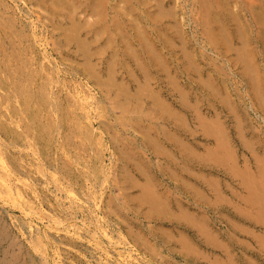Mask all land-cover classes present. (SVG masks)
I'll return each instance as SVG.
<instances>
[{"label": "rangeland", "instance_id": "rangeland-1", "mask_svg": "<svg viewBox=\"0 0 264 264\" xmlns=\"http://www.w3.org/2000/svg\"><path fill=\"white\" fill-rule=\"evenodd\" d=\"M263 1L225 2L224 5L232 7H229L234 18L230 22V31L234 36L230 34L237 41L229 46L218 41L213 43L216 47L207 36L212 22L205 23L206 14L201 13L203 10L200 12V3L196 0L193 4L192 0H174L171 6L180 10V13L176 11L179 13V19H175L177 22L167 18L156 25V29L158 27L164 33L162 36L170 37L168 44L173 48L169 51L168 44L161 46L158 38L157 49L167 55L165 59L170 66L173 64L172 76L180 79L174 81L163 67L157 66V70L155 66L152 68L153 79L147 85L144 76L147 71L139 68L134 59L131 60L133 57L127 52V47L123 49L125 54L119 53L116 58L117 65L112 66L114 70L110 60L115 58L109 59L111 51L97 55L95 49L87 47L94 38L90 41L85 39L83 32L64 17L59 22L55 16L42 10L50 8L48 10L53 12L56 6L49 3L44 8L33 0H0V264H221L223 261L222 264H264V199L261 210H255L244 200L243 203L249 189L245 191L242 189L245 186L239 185L241 179L231 171V161L227 166L222 165L219 157H210L208 152L216 151L220 144L219 141L216 143V136L220 138L226 132L230 147L236 152L239 169L243 171L244 165L248 164L251 167L249 172L254 175L261 168L264 170L261 165H264V96L255 97L248 90L242 71L244 64L240 61L243 50H248L249 54L254 52L253 59L259 60H256V67L260 76L263 71L261 82L264 84V46L261 39L264 36V24L261 23L264 21L255 18L260 12L264 17ZM216 8L209 13H223L221 8L218 11ZM256 9L257 12L254 11ZM232 12H235L234 17ZM78 17L84 20L83 14ZM245 17L248 22H245ZM242 23L252 28H249L251 40L247 46H242V37L238 35L237 26L242 27ZM140 24L136 21L134 25L144 27L146 22L142 20L143 26ZM259 29L261 34L257 33ZM165 30L168 33L163 32ZM149 31L150 37L156 38L152 30ZM66 34L71 36L66 38ZM138 34L139 38L136 37ZM173 34L176 35L174 38ZM141 35L142 29L132 28L127 36L123 38L121 34L118 39L127 41L128 46L145 57L146 53L140 47L142 40H138ZM129 36L131 39L136 37V40L126 38ZM187 36H191L190 41ZM179 37H182L181 42ZM241 46L243 50L239 49ZM176 54L178 62L174 60ZM172 58L173 62L169 60ZM124 61L128 63L124 64ZM174 61L179 63L178 69ZM182 67L188 68L189 72ZM115 71L116 81L109 77H115ZM210 76L216 79L214 85L222 89L219 94L204 81ZM123 86L125 88L121 92ZM142 86L143 91H140ZM158 92L163 100L154 99V93ZM225 94L229 96L227 102V96L226 100L223 99ZM185 97H189V103ZM138 100L140 104L145 103L148 110L144 111H150L152 116L143 114L141 121L132 120L134 110L139 111ZM163 101L171 104L175 112L187 120V126H181L179 134L175 133L183 141L181 145L177 143L176 146L174 140V146L171 145L172 139L166 131H170L172 125L163 127L161 123L163 118L172 116L163 107L161 109ZM154 102L158 103L157 107ZM129 110H133L132 114ZM235 118L244 123L243 129ZM205 123H213L214 128ZM177 125H181L179 120ZM217 125L222 127L220 133ZM155 129L163 131L156 133ZM149 137L155 142L149 141ZM166 138L170 141H165ZM248 142L250 146H247ZM257 156L263 160L262 163L257 162ZM199 177L206 180V185L205 181L200 182ZM261 178V197H264V174ZM207 181L211 183L207 184ZM144 187L155 193L151 192L155 199L168 201H161L163 207L158 206L160 211L153 209L150 202L146 204L142 197ZM196 191L203 196L207 194L201 198V203ZM236 191L240 195L236 193L238 196H234ZM168 203L171 204L166 209ZM253 211H258V215H251ZM194 214L199 217L203 214L202 219L208 220L200 222ZM247 214L249 219L244 216Z\"/></svg>", "mask_w": 264, "mask_h": 264}, {"label": "bare ground", "instance_id": "bare-ground-1", "mask_svg": "<svg viewBox=\"0 0 264 264\" xmlns=\"http://www.w3.org/2000/svg\"><path fill=\"white\" fill-rule=\"evenodd\" d=\"M30 1H32V0H30ZM35 3H39V4H41V5H43V7L45 8V6H47L49 3L50 4H52V5H54V7L56 6V8L55 9H58V10H55V9H52L53 10V12H50L51 10H48V9H50V8H48V9H42L44 12H45V10H46V12H48V14H51V16L52 17H54L55 16V19H57L59 22H61V20H60V18L61 17H64L65 18V20L66 21H69L70 23H71V25L73 24L74 26H75V28L78 30V28L83 32V34L85 35V39H88L89 41L90 40H92L93 38V41H91V42H89V45L87 46L88 48H92V49H95L94 51H96V54L97 55H100V56H102V55H106V53L105 52H108V51H111L110 53L112 54V57H111V55H110V58L109 59H113V57L115 58V59H113L112 61L110 60V62H113V64L111 63V67L113 66V65H117V60H116V58L119 56V53H122V54H125V52L123 53V49H124V47H127L126 49L128 50L127 52L128 53H130L131 54V56L133 57V58H131V56H130V58H131V60L132 59H134L136 62H138L137 64H138V67L139 68H141L142 70H145V71H147L146 72V74L144 75L145 76V79L148 81L146 84L148 85L150 82H151V80L153 79V76H154V72H152V68L154 67L155 68V66H156V69H157V66H160V67H163L164 68V72L166 71V73L168 74V75H170V77H172L171 79H173L174 81H176V80H178V79H180V78H176V76H172L173 75V69L171 68V66H173V64L170 66L169 64H168V61L165 59V56L167 57V55H163V54H161L160 52H159V50L157 49V45H158V38H159V43H162L161 44V46H164L165 45V47L167 46V44H168V42L170 41L169 40V38L167 37V36H162V34H164V33H162V32H160L159 30H158V27H157V29H156V25H158V23H159V21H161V20H167V18H170V19H172L173 18V20L174 21H176L177 22V20H175V19H177L178 17H177V13L180 11H178V9H177V7H173V6H171V3L172 4H174L173 3V1L174 0H33ZM175 1H178V0H175ZM199 1H201V2H199ZM196 0V3L198 2V3H200L199 5L201 6V8H199V9H201L200 10V12L202 13V14H206V18H205V23H210V21L212 22V27H210V28H208V30H207V36H208V39H209V41H211V43L213 44V43H216V42H220V43H224L226 46H229V45H231V44H233L235 41H237V39H235V37H233L234 36V34L230 31V24H232V23H230L231 22V20H233L232 19V17H231V13L229 12V7L230 6H226V5H224L225 4V2L227 3V1L228 0H226L225 2H223L222 0ZM245 1V0H244ZM250 1V0H249ZM256 1V0H255ZM262 1V0H261ZM232 2V1H231ZM242 2V1H241ZM264 2V1H263ZM240 3V2H239ZM178 4V3H177ZM192 4H193V0H192ZM243 4V3H242ZM256 4H258V3H256ZM260 4V3H259ZM51 5V6H52ZM176 5V4H175ZM236 5V4H235ZM177 6V5H176ZM226 6V7H225ZM237 6V5H236ZM254 6V5H253ZM152 7H155L154 9L152 8ZM215 7H217L216 9H217V11H218V8H221V10H222V12L223 13H221V11H220V13L219 14H216V13H213V14H211V13H209V11H211V10H213V9H215ZM258 7V6H257ZM47 8V7H46ZM230 8H232V7H230ZM246 8V7H245ZM150 9H152V10H154V11H151ZM182 9V8H181ZM198 9V10H199ZM14 10V9H13ZM205 10V11H204ZM252 10V9H251ZM176 11H178V12H176ZM215 11V10H214ZM233 11H234V9H233ZM249 11V10H248ZM254 11H256L257 12V9L256 10H254ZM253 11V12H254ZM260 11V10H259ZM199 12V11H198ZM204 12V13H203ZM207 12V13H206ZM133 13H136L137 15H134ZM180 13V12H179ZM179 13H178V15H179ZM200 13V14H201ZM243 13V12H242ZM261 13V12H260ZM260 13H258L256 16H255V18H257V19H259V20H263L264 21V17H263V14L261 15ZM80 14H83V16H84V20L83 19H80L78 16L80 15ZM199 14V13H198ZM201 14V15H202ZM241 14V13H240ZM247 14V13H246ZM251 14V13H250ZM20 15V14H19ZM234 15H235V12H232V16L234 17ZM254 15V14H253ZM253 15H251L253 18H254V16ZM180 16H181V14H180ZM202 16H204V15H202ZM212 17H214V18H212ZM236 17V16H235ZM212 18V20H210ZM244 18V17H243ZM53 19V18H52ZM54 19V20H55ZM179 19V18H178ZM192 19V18H191ZM195 19V18H194ZM245 19H246V17H245ZM244 19V20H245ZM249 19V18H248ZM9 20V19H8ZM28 20V19H27ZM65 20H62V21H65ZM76 20H78V24L76 23ZM142 20L143 21H145L146 22V25L144 26V27H137V26H135L134 24H135V22L136 21H140L141 22V24L140 25H142ZM184 19L182 18V21H183ZM255 20V19H254ZM208 21V22H207ZM249 21H250V19H249ZM187 22V21H186ZM204 22V21H203ZM234 22V21H233ZM235 22H236V20H235ZM239 22V21H238ZM245 22H248L247 21V19L245 20ZM251 22V21H250ZM255 22V21H254ZM260 23H261V21H259ZM161 23V22H160ZM162 23H163V21H162ZM200 23V22H199ZM205 23H203V24H205ZM252 23V22H251ZM15 24V23H14ZM13 24V25H14ZM137 24V23H136ZM139 24V23H138ZM144 24V23H143ZM169 24V23H168ZM234 24V23H233ZM236 24H237V22L235 23V26H236ZM255 24V23H254ZM261 24H264V23H261ZM64 25V24H63ZM62 25V26H63ZM131 25V26H130ZM182 25V24H181ZM181 25H179V26H181ZM241 25V24H240ZM246 24H244V23H242V27H240L239 28V25L237 26L238 27V29H239V31H238V35H241L240 36V38H241V43H242V46H243V44L245 45V46H247V43L249 44L250 43V41L249 40H251V36H250V30L252 29L251 27H249V28H251V29H249L248 28V26L246 25ZM253 25V24H252ZM9 26V25H8ZM15 26V25H14ZM69 26V25H68ZM73 26V27H74ZM135 26V27H134ZM143 26V25H142ZM160 27H161V25H159ZM251 26V25H250ZM262 26V25H261ZM264 26V25H263ZM10 27V26H9ZM30 27V26H29ZM54 27V26H53ZM72 27V28H73ZM166 27V26H165ZM172 27V26H171ZM170 27V28H171ZM177 27V26H176ZM182 27V26H181ZM215 27V28H214ZM236 27V28H237ZM11 28H12V26H11ZM14 28V27H13ZM31 28V27H30ZM62 28V27H61ZM132 29V28H139V29H142V37L140 38V39H138V40H142L141 41V43H140V47H141V51H144V53H146L145 54V57H144V55L142 56L141 54H139L138 53V51H136L135 49H134V47H131V46H128V43H127V41H124L123 42V40H120V39H118L119 37V35H121L122 34V36H123V38L125 37L124 35H128L129 34V30L130 29ZM169 28V29H170ZM172 28H174V27H172ZM177 28H179V27H177ZM253 28H255L254 26H253ZM261 28H263V27H261ZM37 29V28H36ZM161 29V28H160ZM168 29V28H167ZM181 29V28H180ZM207 29V28H206ZM258 29V28H257ZM59 30V29H58ZM127 30H128V32H127ZM136 30V29H135ZM149 30H152V32L155 34V36H156V38H154V37H150V31ZM164 30V29H163ZM170 30H172V29H170ZM61 31H63V30H60V32ZM69 31V30H68ZM71 31V30H70ZM73 31V30H72ZM181 31H182V29H181ZM181 31H176V32H181ZM186 31V30H185ZM20 32V31H19ZM59 32V33H60ZM80 32V31H79ZM133 32V31H132ZM132 32H131V35H132ZM139 32H140V30H139ZM147 32H148V34H147ZM160 32V33H159ZM163 32H166V33H168V31L167 30H165V31H163ZM184 32V31H183ZM240 32V33H239ZM253 32V31H252ZM255 32V31H254ZM259 32H260V29H259V31L257 30V33L259 34ZM78 33V32H77ZM136 33V32H135ZM169 33H170V31H169ZM172 33H175V32H172ZM184 33H186V32H184ZM230 33H232L233 34V36H232V34H230ZM262 32H260V34H261ZM68 34V33H67ZM67 34L65 35V37L66 38H69L70 36H68L67 37ZM153 34V35H154ZM171 34V33H170ZM169 34V35H170ZM177 36H176V35ZM175 34H173L172 35V37L174 36H176V37H178L179 35L177 34V33H175ZM254 34V33H253ZM11 35V34H10ZM62 35V34H61ZM152 35V36H153ZM168 35V34H167ZM183 35H186V34H183ZM237 35V36H238ZM256 35V34H255ZM6 36V35H5ZM134 36H135V34H134ZM139 34L136 36V37H138L139 38ZM171 36V35H170ZM259 36V35H258ZM75 37V36H74ZM130 37V38H129ZM129 37H126V38H128V39H131V36H129ZM136 37H133L132 39H134V41L136 40ZM173 37V38H174ZM188 37V36H187ZM191 37V36H190ZM190 37H188L187 39L189 40L190 39ZM239 37V36H238ZM257 37V36H256ZM256 37H254V38H256ZM182 38V37H181ZM180 37H179V39L178 38H176V39H178V40H180L181 39ZM184 38H185V36H184ZM128 39H126V40H128ZM131 39V40H132ZM244 39V40H243ZM248 39V40H247ZM261 39L263 40V46H264V36H262L261 37ZM70 40H72L71 38H70ZM73 40H74V38H73ZM188 40H186V41H188ZM191 40V39H190ZM189 40V41H190ZM254 40V39H253ZM2 41V40H1ZM133 41V40H132ZM132 41H130V42H132ZM171 41H172V39H171ZM239 41V40H238ZM71 42V41H70ZM77 42H78V40H77ZM76 42V43H77ZM129 42V41H128ZM138 42V41H137ZM180 42H181V40H180ZM183 42V41H182ZM244 42V43H243ZM79 43V42H78ZM84 43V42H83ZM87 43V42H86ZM139 43V42H138ZM172 43L173 44H175L173 41H172ZM184 43V42H183ZM186 43V42H185ZM258 43V42H257ZM1 44V43H0ZM94 44V47H92V45ZM127 45V46H126ZM160 45V44H159ZM169 45V51H170V48H173V46H171L170 44H168ZM180 45V44H179ZM214 45V44H213ZM223 45V44H222ZM224 45V46H225ZM76 46H77V44H76ZM171 46V47H170ZM188 46V45H187ZM214 46H216V45H214ZM235 46V45H234ZM234 46H233V48H234ZM242 46L241 47H239V49L240 50H243V49H241L242 48ZM252 46V45H251ZM251 46H250V48H251ZM140 47H139V49H140ZM217 47V46H216ZM231 47V46H230ZM62 48V47H61ZM164 48V47H163ZM183 48V47H182ZM190 48V47H189ZM232 48V47H231ZM230 48V49H231ZM246 48H248V47H246ZM62 49H64V47L62 48ZM137 49H138V47H137ZM177 49V48H176ZM229 49V48H228ZM238 49V51H240ZM252 49V48H251ZM164 50H167L166 48L164 49ZM250 50V49H249ZM253 50V49H252ZM87 51V50H86ZM89 51V50H88ZM140 51V52H141ZM160 51H162V50H160ZM251 51V50H250ZM4 52V51H3ZM163 52H165V51H163ZM185 52H186V50H185ZM253 52V51H252ZM251 52V53H252ZM257 52V51H256ZM149 53H150V55H152L151 57H150V55H149ZM170 53V52H169ZM173 53H175V52H173ZM177 53V52H176ZM237 53H240V52H237ZM242 53V52H241ZM258 53V52H257ZM85 54V53H84ZM88 54V53H87ZM121 54V55H122ZM129 54V55H130ZM252 54H254V52L252 53ZM252 54H249V52H248V50L246 51V49L245 50H243V54H241V56H240V58L242 59V60H240V58H238V60H240L241 62H242V64H244V67L242 68V71H243V76H244V78H245V80L247 81V88H248V90H250V91H252V93H253V96H255V97H258L257 95H260V97H261V95H263L264 96V92H263V82H261L262 80H261V76L263 75L262 74V72H261V76H260V74H259V70H258V68L256 67V60H258V58L255 60V59H253V58H255ZM263 54V53H262ZM259 55V54H258ZM126 55H124V57H125ZM173 56V55H172ZM177 56H178V54H176V56H174L175 57V59L174 60H176V58H177ZM255 56H256V54H255ZM63 57V56H62ZM105 56H103V58H104ZM123 57V56H122ZM64 58V57H63ZM81 58V57H80ZM127 58H128V56H127ZM168 58V57H167ZM170 58V57H169ZM124 59H126V57L124 58ZM23 60V59H22ZM68 60V59H67ZM66 60V61H67ZM99 60V59H98ZM100 60H102V58L100 59ZM105 61H107L106 59H104ZM103 60V61H104ZM169 60H171V62H173V58L172 59H169ZM229 60V59H228ZM120 61V60H119ZM127 61V60H126ZM126 61H124L125 63L124 64H126V63H128V62H126ZM259 61V60H258ZM121 62V61H120ZM170 62V61H169ZM175 62V61H174ZM176 62H178V60H176ZM175 62V63H176ZM187 62H189V61H187ZM79 63V62H78ZM105 63V62H104ZM193 63V62H192ZM32 64V63H31ZM74 64H77V63H74ZM123 64V63H122ZM121 64V66H123ZM132 64V63H131ZM176 64H177V66H176ZM176 64H174L175 66H176V68L178 69V64L179 63H176ZM186 64V63H185ZM188 64V63H187ZM191 64V63H190ZM30 65V64H29ZM78 65V64H77ZM100 65H102V61L100 62ZM189 65V64H188ZM187 65V66H188ZM192 65V64H191ZM190 65V66H191ZM195 65V64H194ZM125 67H126V65H124ZM127 66H129L128 64H127ZM196 66V65H195ZM260 67V66H259ZM113 68V67H112ZM111 68V69H112ZM185 68V67H184ZM184 68L182 67L181 69H183L184 70ZM197 68V67H196ZM108 69H110V68H108ZM110 69V70H111ZM114 69V68H113ZM162 69V68H161ZM175 69V68H174ZM260 69H262L261 67H260ZM90 70V69H89ZM94 70H96V69H94ZM115 70V69H114ZM113 70V71H114ZM131 70V69H130ZM129 70V71H130ZM158 70V69H157ZM160 70V69H159ZM199 70V69H198ZM198 70H196V71H198ZM222 70V69H221ZM132 71V70H131ZM194 71V70H193ZM94 72V71H93ZM98 72V71H97ZM144 72V71H143ZM158 72V71H157ZM160 72V71H159ZM158 72V73H159ZM182 72V74H183V72L184 71H181ZM185 72H189V69L188 68H185ZM199 72V71H198ZM114 73V72H113ZM115 73H116V71H115ZM142 73V72H141ZM145 73V72H144ZM163 73V72H162ZM134 73H132V75H133ZM161 74V73H160ZM185 74V73H184ZM203 74V73H202ZM252 74V75H251ZM99 75V74H98ZM117 75V73L115 74V77L114 76H110L109 75V77H113L114 79H115V81H116V76ZM159 75V74H158ZM207 76H208V74H207ZM94 77V76H93ZM108 77V76H107ZM199 77V76H198ZM201 77V76H200ZM200 77L198 78V79H200ZM101 78V77H100ZM167 78V77H166ZM107 79V78H106ZM109 79V78H108ZM159 79V78H158ZM100 80V79H99ZM110 80H111V78H110ZM110 80H108V81H110ZM155 80V79H154ZM153 80V81H154ZM173 80H171V81H173ZM202 80H203V77H202ZM201 80V81H202ZM207 81V86H211V88H212V90L215 92V93H220L221 91H222V89H219V88H217V84L216 85H214V83L213 82H215L216 81V79L215 78H213L212 76H210L209 77V79H204V81ZM210 80V81H209ZM229 80V79H228ZM137 81L139 82V80H138V78H137ZM136 81V83L138 84V82ZM152 81V82H153ZM156 81H158V80H156ZM200 81V82H201ZM101 82H103V81H101ZM135 82V81H134ZM229 82V81H228ZM173 84H175V83H173ZM176 84H177V82H176ZM175 84V85H176ZM201 84V83H200ZM106 85H109V84H106ZM115 85H117V84H115ZM119 85V84H118ZM121 85V84H120ZM141 85H143V84H141ZM105 86V85H104ZM111 86V85H110ZM110 86L108 87V86H106V87H108L107 89H109L110 88ZM223 86V85H222ZM122 87V86H121ZM144 86H142L141 87V89L143 88ZM227 86H225V88H226ZM229 87V86H228ZM114 88H116V87H114ZM125 87L123 86V88H122V90H121V92L123 91V89H124ZM137 88V87H136ZM139 88V87H138ZM224 88V89H225ZM117 89V88H116ZM128 90H129V88H127ZM182 88H180V90H181ZM140 90V89H139ZM210 90V89H209ZM211 90V91H212ZM228 88H226V92L228 93ZM113 91V90H112ZM118 91H120L119 89H118ZM140 91H143V89L142 90H140ZM182 91V90H181ZM180 91V92H181ZM111 92V91H110ZM139 92V91H138ZM179 92V93H180ZM225 92V93H226ZM119 93V92H118ZM126 93H127V91H126ZM130 93H131V91H130ZM144 93H145V91H144ZM186 93V92H185ZM153 94V93H152ZM188 94V93H187ZM186 94V95H187ZM214 94V93H213ZM114 94H112V96H113ZM136 96H138V94H135ZM154 95L156 96V98H154L155 100H157V99H159V98H161V96H160V93L158 92V93H154ZM216 95V94H215ZM132 96V95H131ZM131 96H130V99H131ZM227 95L225 94V96H223L224 98V100H226V97ZM127 97V96H126ZM134 97V96H133ZM198 97V96H197ZM196 97V98H197ZM220 97H221V95H220ZM228 97L229 96H227V100H226V102L227 101H229L228 100ZM128 98H129V96H128ZM135 98V97H134ZM184 98V97H183ZM138 99H139V97H138ZM151 100H153L152 99V96H151V98H150ZM162 99V98H161ZM185 99H187L186 101H188V103H189V97L188 98H186L185 97ZM200 99V98H199ZM198 99V100H199ZM132 100V99H131ZM160 100V99H159ZM163 100V99H162ZM136 101H137V99H136ZM181 101V100H180ZM201 101V100H200ZM140 101L138 100V103H139ZM198 102V101H197ZM197 102H195V104L197 103ZM225 102V101H224ZM125 103V102H124ZM155 103V102H154ZM161 103V102H160ZM181 103V102H180ZM183 103V102H182ZM230 103V102H229ZM123 104V103H122ZM122 104H121V106H122ZM131 104V103H130ZM162 106H161V109H162V107L164 108V110L165 111H167L170 115L172 114V116H169V117H167V118H163V120H162V122L161 123H163V127H165L164 125L165 124H170V125H172V128L170 129V131H166L167 133H168V135H169V137L172 139L171 140V142L174 140V142L177 144H183V141L181 140V138H179V136L177 135V134H175V133H178L179 134V132H178V128H181V126H182V128H184L183 126H187V123H186V119L185 118H183V117H181L178 113H177V111L175 112V110H174V108H172V105L171 104H168V103H166V101H163L162 103ZM160 104V105H161ZM129 105V104H128ZM157 105H158V103H155V106L157 107ZM197 105V104H196ZM199 105V104H198ZM126 105H124L123 106V108L125 107ZM133 107H135V105H132ZM153 107H154V105H152ZM200 106H202V105H200ZM213 106V105H212ZM211 106V107H212ZM229 106V105H228ZM131 107V106H130ZM158 107H160V106H158ZM190 107V106H189ZM192 107V106H191ZM215 107V106H214ZM128 108V107H127ZM196 108V107H195ZM197 108H198V106H197ZM232 108V107H231ZM125 109H126V107H125ZM131 109H132V107H131ZM130 109V110H131ZM136 109V108H135ZM159 109V108H158ZM213 109H215V108H213ZM129 110V113H131L132 111H130ZM137 110H139L138 112H135V110H134V115H131L133 118H132V120H137V121H141V119H142V116H143V114H147V115H150V116H152L151 115V113H149L150 111H144V110H148L147 109V107L145 106V103H142L141 102V104L139 103L138 104V107H137ZM198 110V109H197ZM200 110H202V109H200ZM216 110V109H215ZM214 110V111H215ZM164 111V112H165ZM193 111H194V109H193ZM126 112H127V110H126ZM163 112V111H162ZM163 112V113H164ZM166 112V114H168ZM175 112V113H174ZM220 112V111H219ZM194 113H195V111H194ZM193 113V114H194ZM200 113H201V111H200ZM234 113H235V111H234ZM132 114V113H131ZM216 114V113H215ZM220 114V113H219ZM198 115V114H197ZM216 115H218V114H216ZM149 116V117H150ZM200 116V115H199ZM160 117V116H159ZM202 117H204V116H202ZM215 118H216V116H215ZM217 118H219V115H218V117ZM196 119H197V117H196ZM220 119V118H219ZM236 119V118H235ZM171 120H173V122H170ZM177 120H179L180 121V123H181V125L179 126V125H177ZM199 120V119H198ZM200 120H202V119H200ZM237 120V119H236ZM243 120V119H242ZM143 121V120H142ZM182 121V122H181ZM144 122V121H143ZM207 122V121H206ZM209 122V121H208ZM217 122V121H216ZM216 122H214V123H216ZM237 122H238V124H239V127L241 128V129H243V127H242V121L241 120H237ZM201 123H202V125H204V123H203V121H201ZM221 124H222V122H220ZM213 124V123H212ZM212 124L211 125H209V123H205V125H208L209 127L210 126H212ZM244 124V123H243ZM166 125V126H167ZM214 125V124H213ZM107 126V125H106ZM161 126V125H160ZM196 126V125H195ZM218 127V129H217V131H219V129L220 128H222V127H220V125H217ZM197 127V126H196ZM203 127V126H202ZM208 127V128H209ZM213 128H214V126H212ZM223 127H224V125H223ZM207 128V129H208ZM211 128V127H210ZM165 129V128H164ZM227 129V128H226ZM160 131L162 130V129H159ZM159 130H157V131H159ZM174 130V131H173ZM211 130V129H210ZM209 130V131H210ZM224 130V129H223ZM240 130V129H239ZM140 131V130H139ZM145 131V130H144ZM155 131H156V129H155ZM157 131H156V133H157ZM163 131V130H162ZM165 131V130H164ZM179 131H181V129H179ZM216 131V130H215ZM217 131L215 132V133H217ZM243 131V130H242ZM149 132H152V130H151V128H149ZM148 132V133H149ZM165 132V133H166ZM200 132V131H199ZM225 132V131H224ZM156 133H154L155 135H157ZM193 133V132H192ZM191 133V136H193V134ZM206 133V132H205ZM219 133H220V131H219ZM218 133V134H219ZM226 133V132H225ZM223 134L220 138H218L219 137V135H217L216 136V139H218V140H215L216 141V143L219 141L220 142V144L218 143V148L217 149H215L216 151H208V152H210L209 153V155H210V157L212 156V157H219V159L221 160V163H222V165L223 164H229V162L231 161V166H232V170L231 171H233V174H235V176L236 177H238V178H240L241 179V181H240V186L242 187H244L245 186V188H242L243 190H245L246 188H248L249 190V193H248V195L247 196H244V198L245 199H242V201L244 200L245 201V203L247 204H250L249 206H252V208H255V210L257 209V210H261L262 208V206H261V204H262V202L261 201H263V199H264V197H261L262 196V193H263V190H261L260 189V187H261V181H260V178H261V176H263V174H264V170L262 171V168L259 170V172H257V174L256 175H254V174H252V172L250 171L249 172V169L248 168H251L250 166H248V164L245 166L244 165V167H245V169H243V171L241 170V168L239 169V167H240V165H238L237 164V157H235V151L233 150V148H231L230 147V142H229V140H230V138L228 137V135L227 134ZM228 133V132H227ZM139 134H140V132H139ZM145 134V133H144ZM143 134V135H144ZM159 134V133H158ZM145 135H147V134H145ZM168 135H166V137L168 136ZM205 135V134H204ZM216 135V134H215ZM158 136V135H157ZM209 137H210V135H208ZM212 136H213V134H212ZM243 136V135H242ZM145 137V136H144ZM148 136H146V138H147ZM183 137V136H182ZM208 137V138H209ZM150 138V137H149ZM156 138V137H155ZM159 138V137H158ZM184 138V137H183ZM182 138V139H183ZM145 139V138H144ZM152 138H150L149 139V141L151 140ZM157 139V138H156ZM155 139V140H156ZM247 139V138H246ZM244 140H245V138H244ZM113 141V140H112ZM151 141H153V139L151 140ZM156 141H158V139L156 140ZM163 141H164V139H163ZM165 141H168V139L166 138V140ZM169 141H170V139H169ZM168 141V142H169ZM242 141V140H241ZM247 141V140H246ZM245 141V142H246ZM250 141V140H249ZM153 142H155V141H153ZM159 143H158V145L160 146L161 145V143H160V141H158ZM170 142V143H171ZM244 142V141H243ZM163 144H164V142H162ZM252 143V142H251ZM147 144V143H146ZM149 144V143H148ZM154 144V146H156V144H157V142L156 143H153ZM178 144L176 145V146H178ZM188 144V143H187ZM243 144V143H242ZM157 145V146H158ZM166 145H167V143H166ZM171 145H173L174 146V144H173V142H172V144ZM233 145V144H232ZM247 145V144H246ZM175 146V147H176ZM247 146H250V143L248 142V145ZM252 146V145H251ZM121 148V147H120ZM155 149H156V147H154ZM179 148H180V146H179ZM182 148H184V146H182ZM206 148V147H205ZM163 149V148H162ZM178 149V148H177ZM185 149V148H184ZM183 149V150H184ZM214 150V148H211V150ZM254 149V148H253ZM158 150V149H157ZM250 150V149H249ZM248 150V151H249ZM156 151V150H155ZM237 151V150H236ZM168 152V151H167ZM167 152H166V154H167ZM212 152V153H211ZM251 152V151H250ZM190 153V152H189ZM252 153V152H251ZM191 155H193V153L191 152L190 153ZM200 154V153H199ZM145 155V154H144ZM169 155V154H168ZM201 155V154H200ZM253 155V154H252ZM196 156H197V154H196ZM196 156L194 155V157L196 158ZM201 157V156H200ZM258 157V156H257ZM115 158V157H114ZM199 158V157H198ZM198 158H197V160H198ZM259 158V160H257V162L258 161H261L260 163H262V161L263 160H260L261 158L260 157H258ZM208 159V158H207ZM206 159V160H207ZM253 159H255V155L253 156ZM263 159V158H262ZM212 160V159H211ZM210 160V161H211ZM233 160H234V162H233ZM255 160V161H256ZM214 161H216V160H214ZM253 161V160H252ZM234 164H233V163ZM245 162V161H244ZM248 162V161H247ZM204 163V162H203ZM213 163V162H212ZM260 163H259V165L258 164H256V165H258V167L260 168V166L262 165V166H264L263 164H261L260 165ZM198 166L200 165V164H198V163H196ZM244 164V163H243ZM251 164V163H250ZM224 165V166H225ZM255 165V166H256ZM195 166V165H194ZM200 166H203L205 169H207L204 165H200ZM227 166V165H226ZM220 167V166H219ZM228 168V167H227ZM231 168V167H230ZM255 168V167H254ZM200 169V168H199ZM205 169L203 170V171H205ZM258 168H256V170H257ZM182 170V169H181ZM184 170V169H183ZM193 170V169H192ZM191 170V171H192ZM198 170V169H197ZM207 170H209V169H207ZM230 170V169H229ZM251 170V169H250ZM256 170H255V172H256ZM123 171V170H122ZM188 171V170H187ZM200 171H202V169H200ZM190 172V171H189ZM127 173V172H126ZM140 173V172H139ZM172 173V172H171ZM184 173V171L182 172V174ZM194 173V172H193ZM125 174V173H124ZM190 174H192L191 172H190ZM231 174H232V172H231ZM163 175V174H162ZM181 175V174H180ZM193 175V174H192ZM175 176V175H174ZM189 176H191V175H189ZM188 176V177H189ZM194 176H195V174H194ZM203 176V175H202ZM124 177H126L127 178V176H124ZM184 177V176H183ZM236 177H234V179L236 178ZM204 178H205V176H204ZM179 179V178H178ZM185 179V178H184ZM190 179V178H189ZM199 179H201L200 180V182L202 181V177L200 178L199 177ZM206 179V178H205ZM216 179V178H215ZM262 179V181H263V178H261ZM145 181H146V179H144ZM147 180H148V178H147ZM176 180V179H175ZM204 181H205V185H206V180H204L203 179V183H204ZM214 181V180H213ZM216 181V180H215ZM214 181V182H215ZM208 182V181H207ZM135 183H137L136 181H135ZM211 183V182H210ZM209 182L207 183V184H210ZM217 183H218V181H217ZM216 183V184H217ZM236 183V182H235ZM200 184H202V183H200ZM222 184V183H221ZM137 186H138V183L136 184ZM204 185V184H203ZM217 185H219V184H217ZM136 186V187H137ZM140 186H142V185H140ZM139 186V187H140ZM189 187H190V185H188ZM208 186V185H207ZM210 186V185H209ZM215 186V185H214ZM228 186V185H227ZM227 186H226V188H227ZM239 186V187H240ZM263 186V185H262ZM135 187V186H134ZM150 187V186H149ZM194 187V186H193ZM200 187H201V190H202V186L200 185ZM205 187V186H204ZM219 187V186H218ZM229 188L231 187L230 185L228 186ZM240 187V188H241ZM144 188H146V189H144V191H142V197L144 198V201H147V203L146 204H148V202H150V205L153 207V209L154 208H157L159 211H160V207L162 208L163 206V202L165 203H167L168 201H163V200H161V201H163V202H161L160 201V199L159 200H157V199H155L156 197H154L152 194H151V189L149 190V189H147V187H144ZM191 188V187H190ZM215 188V187H214ZM216 188H217V186H216ZM215 188V189H216ZM223 188V187H222ZM238 188V187H237ZM264 188V187H263ZM142 189V188H141ZM140 189V190H141ZM207 189V188H206ZM209 189V188H208ZM218 189V188H217ZM216 189V190H217ZM219 189H220V187H219ZM234 189V188H233ZM233 189H232V192H233ZM236 189V188H235ZM235 189H234V191H235ZM130 190V189H129ZM153 190V189H152ZM214 190V189H213ZM213 190H211V191H213ZM216 190H214V192H215V194H216ZM229 190V189H228ZM239 190V189H238ZM241 190V189H240ZM247 190V189H246ZM245 190V191H246ZM199 191H200V188H199ZM205 191V190H204ZM210 191V190H209ZM259 191H260V193H259ZM213 192V193H214ZM219 192H220V190H219ZM218 192V193H219ZM230 192V191H229ZM232 192H230V193H232ZM152 193H154V192H152ZM210 193V192H209ZM226 193V192H225ZM235 194H233L234 196L236 195V193H238V191H236V192H234ZM155 194V193H154ZM196 194L198 195V201L200 202V200H201V198L202 197H205L206 195H204L203 196V194H201L200 192H197L196 191ZM201 194V195H200ZM222 194V193H221ZM223 194H224V192H223ZM138 195V194H137ZM136 195V196H137ZM176 195V194H175ZM238 195H240L239 193H238ZM238 195H236V196H238ZM215 196H217V195H215ZM221 196V195H220ZM214 198V197H213ZM216 198V197H215ZM220 198V197H219ZM227 197H225V199H226ZM206 199V198H205ZM204 199V201L207 203V200H205ZM216 199H218V198H216ZM215 200V199H214ZM202 201V200H201ZM203 201V202H204ZM219 201V200H218ZM223 201H224V197H223ZM226 201V200H225ZM228 201V200H227ZM226 201V202H227ZM241 201V202H242ZM244 201H243V203H244ZM195 202H197V201H195ZM198 202V203H199ZM221 202H222V200H221ZM201 203V202H200ZM206 203H204V204H206ZM170 204L171 203H168V204H166V209L167 208H169V206H170ZM209 204V203H208ZM211 204V203H210ZM222 204V203H221ZM149 205V206H150ZM259 205V206H258ZM158 206H160V207H158ZM261 206V207H260ZM260 207V208H259ZM264 207V206H263ZM178 209V208H177ZM199 209V208H198ZM221 209V208H220ZM242 209V208H241ZM264 209V208H263ZM163 210V209H162ZM239 210H240V207H239ZM164 211V210H163ZM238 211V210H237ZM243 211V210H242ZM149 212V211H148ZM186 212V211H185ZM247 212H249V211H247ZM247 212H245V214L247 213ZM252 212V211H251ZM263 212V211H262ZM243 214H244V211L242 212ZM258 211H253V213H251V215L252 214H257L258 215ZM186 214H187V212H186ZM241 214V213H240ZM167 215V214H166ZM192 214H190V216H191ZM206 215V214H205ZM231 215H232V213H231ZM236 215V214H235ZM234 215V216H235ZM168 216V215H167ZM189 216V215H188ZM202 216H204L203 214H202ZM202 216H200L199 217V215H197L196 214V216H195V214H194V218H196V220L198 219V217L200 218V222H201V220H202V222L204 221V219H207L208 220V218H204V219H202ZM245 216V218L246 219H249V217H248V214L247 215H244ZM248 218H247V217ZM260 216V215H259ZM207 217V216H206ZM236 217V216H235ZM255 217H258V216H255ZM187 218V217H186ZM185 218V219H186ZM239 218V217H238ZM190 219V218H189ZM251 219V218H250ZM252 219H254V217L252 218ZM259 219V218H258ZM257 219V220H258ZM191 220V219H190ZM195 220V219H194ZM255 220H256V218H255ZM206 221V220H205ZM262 221V220H261ZM184 222H185V220H184ZM187 222H189V221H187ZM186 222V223H187ZM262 223V222H261ZM196 224V223H195ZM234 224V223H233ZM207 225H209V224H207ZM256 225H258V224H256ZM203 226V225H202ZM205 227H208V226H205ZM237 226H235V228H236ZM241 227H242V225H241ZM204 229V228H203ZM202 229V230H203ZM205 230H207L206 228H205ZM204 230V231H205ZM251 230H248L247 232H250ZM197 232H199V231H197ZM203 232V231H202ZM210 232V231H209ZM200 233V232H199ZM198 233V234H199ZM205 233V232H204ZM207 233V232H206ZM206 233H205V235H206ZM163 234V233H162ZM245 234H248L249 235V233H245ZM253 234V233H252ZM213 236H215V235H212V237ZM218 236V235H217ZM254 236V235H253ZM210 237V236H209ZM216 237V236H215ZM256 238V237H255ZM140 239H141V237H140ZM207 239H209V238H207ZM175 240V239H174ZM210 240V239H209ZM177 241V240H176ZM218 241V240H217ZM217 241H216V244H217ZM240 241H241V239H240ZM190 243V242H189ZM182 244V243H181ZM191 244V243H190ZM189 244V249H190V245ZM183 245V244H182ZM246 245V244H245ZM193 246V245H192ZM260 246V245H259ZM263 247V246H262ZM261 248V247H260ZM180 250H181V248H180ZM261 250H263V249H261ZM197 252V251H196ZM261 253V252H260ZM191 255H192V253H191ZM198 255V254H197ZM196 255V256H197ZM206 255V254H205ZM210 255V254H209ZM188 256V255H187ZM193 256V255H192ZM199 256V255H198ZM201 256V255H200ZM244 256V255H243ZM204 257V256H203ZM202 257V258H203ZM208 257V256H207ZM231 257V256H230ZM263 257V256H262ZM205 258H206V256H205ZM233 258V257H232ZM232 258H229V259H232ZM198 259V258H197ZM217 259V258H216ZM225 260V259H224ZM206 261V260H205ZM223 261V260H222ZM231 261V260H230ZM251 261V260H250ZM218 262V261H217ZM220 262V261H219ZM224 262V261H223ZM222 262V263H223ZM253 261H251V263H252ZM255 262V261H254ZM221 263V264H222ZM227 263V262H226ZM219 264V263H218ZM234 264H236V263H234Z\"/></svg>", "mask_w": 264, "mask_h": 264}]
</instances>
